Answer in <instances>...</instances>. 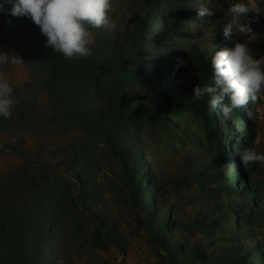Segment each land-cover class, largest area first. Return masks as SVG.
<instances>
[{
	"label": "rangeland",
	"instance_id": "obj_1",
	"mask_svg": "<svg viewBox=\"0 0 264 264\" xmlns=\"http://www.w3.org/2000/svg\"><path fill=\"white\" fill-rule=\"evenodd\" d=\"M196 1L194 11L204 6L211 8L214 15L203 18L197 16L194 20H190L187 19L188 14L183 13L181 15L183 27L178 28L177 35L172 34L171 40L167 42V45L176 46L173 51L180 55V59L175 67H182L179 74L181 79L186 80L188 84L198 80L194 78L199 72V65L195 63V57L197 58L198 55L194 45L208 43L212 46L214 44L212 37L219 33L224 38L222 28L232 19L228 8L232 3L237 2V0ZM246 2L251 3L253 7L259 6L264 9V0H246ZM11 7V4H5L6 11L0 12V51L9 52L13 49L20 54L25 63L15 66L5 65L3 68L14 88L16 103L21 102L25 105V116L16 122L11 121L18 114L14 107L12 117L7 119L8 124H2V118H0V264H43L44 261L42 263L40 258L47 259L46 247L52 248L53 253L56 252L55 259L59 264H169L168 259L159 249L158 241L151 238L150 231L139 228L136 217H147L146 207L138 201L132 204L127 200L123 192L122 167L103 142L92 144L95 147V153L85 168L89 180L85 185L84 195L79 194L81 184L76 178L72 179L76 184H73L69 190L63 189L61 185L56 186L55 178L66 171V161L62 156L53 161L50 166V179L45 183H48V187H56L55 192L62 195L63 201L62 205H56L58 208L50 206L47 210H43L55 215L53 224L47 225L48 233H42L43 220L39 217L33 218V224L37 228L36 234L24 230L28 236V242H31L26 249L18 238L9 237L8 232L14 224V221H10L13 218L9 214L10 211L14 212L13 215L17 216L16 219L19 222L29 225L30 207L25 202L34 205V200L39 202L41 198L40 188L45 191L46 184L41 182L40 174L42 169L47 168L43 160L51 156L50 150L59 145H67L71 141H84L90 138V130L85 129L78 122H72L65 113L67 106L59 104L58 95L72 93V89L70 92V88H65L63 83L58 84L62 85L58 87H43L42 85L44 80L50 76V71L48 62L38 57L36 50L40 49V45L36 46L37 44L34 43L40 30L39 26L27 16L10 15L7 10ZM144 12L143 0H118V2L110 0L109 15L117 22L118 27L114 31L102 28H96V31L89 30L92 36V54L104 56L109 49L98 51V38L93 33L98 31L110 47L115 39L113 37L116 35L121 37L127 29H135L134 24L138 25L141 22L139 19L143 18ZM247 20L251 21L252 33H233L232 38L227 40V44H223V48L233 46L234 42H246L253 57L264 60V15L254 11L249 12L245 19L242 18V22L246 23ZM152 22L157 23L156 20ZM162 27L163 25L159 27V31L165 33ZM155 30L157 28L153 29ZM42 36L45 38L43 34ZM9 54L12 53L9 52ZM168 55L166 54L165 57ZM144 60L158 67L162 61L148 48ZM140 66L141 64H138V68ZM98 67L101 69V65ZM261 67L264 68V63ZM155 82H160L158 85L160 87H154ZM159 82L154 80V88L151 90L143 89V87L150 88V82L143 83L144 86L139 83L130 86L134 93L130 99L132 103L137 104L142 100L147 105L153 104L156 99L159 103L153 104V111H158L168 103V99L186 98L185 93L179 92L181 88L177 89L179 87L177 81H171L165 76L160 78ZM93 91L94 88L89 90L92 97ZM30 100H34L33 106H26ZM99 100L97 99L98 102L94 104L88 102L87 106L93 107L90 111H96L104 106L105 101ZM257 108L258 113L253 128L254 131L259 132L264 130V93L258 96ZM190 110L193 111L192 109L188 111ZM179 118L177 122L180 121ZM193 119L195 120V117L190 118L188 122L193 126L192 130L181 140H177L178 135L174 136L169 133V130L163 127L162 122H153L152 127L146 125L142 134L135 135L137 142H143L141 145L137 144L143 147V151L140 154L135 153V159L130 163L134 166V172L144 170V174L141 175L142 181L150 179L149 172L156 175L152 181L148 180V184H140L145 198V193L151 192L153 188L156 190L157 205L153 209V214L162 217L171 212L182 223V229L176 228L175 234L183 236L185 242L184 237L187 239L190 237L193 241L206 240L208 243L207 232L205 231V234L203 230L207 226L198 225L197 218L206 221L204 213L213 208L216 202L237 200L243 189L239 188V183H241L239 179L234 180L233 189L228 185V189L223 190L222 186L226 185V181H220L219 178L207 179L204 189L198 187L197 181L202 177H198L197 172L211 167L210 155L216 150L211 149L210 146L214 145L217 148L220 131L218 130L211 140L207 139L205 144L204 128L200 130L190 123ZM223 121L224 118L221 116L217 123L223 127ZM228 127L231 128L230 125ZM218 128L220 129L219 126ZM198 142L203 143L204 147H200ZM127 143L133 145V141L128 140ZM137 145L134 144V146ZM69 150L67 149V154L71 152ZM202 157H206L207 161ZM141 162H146V166H141ZM229 164L234 166L236 161L234 163L229 161ZM251 165L254 170L251 171L250 179L256 186L255 188L259 189L261 197L258 202H253L251 205L254 217L253 228L257 231V235L252 239L247 237L246 240L249 241L247 244L253 242L255 245L259 237L264 241V214H262L264 212V190L260 187L262 184L260 179L264 180V164L260 163L257 167L254 164ZM230 166L227 167L228 172H230ZM29 171L35 175V178L27 182L24 179ZM29 188L37 190L30 194ZM48 200L47 206L51 205ZM6 213L8 214L5 216ZM98 217H105V224L98 222ZM221 222L224 223V221ZM98 224L102 229L113 226L119 236V241H111L110 238L102 235L104 230L102 236L98 235L101 236L99 239L96 234ZM247 224L244 223V226H241L243 230ZM233 225L235 227L238 224L233 221ZM162 235L165 234L162 233ZM103 243L108 244L107 249L103 248ZM204 249L212 257L200 264H219L213 258L216 257L214 255H218L214 245L208 243ZM28 254L31 259L33 258L32 263L25 260ZM182 260L183 258L180 261ZM184 261L187 264H197L190 256Z\"/></svg>",
	"mask_w": 264,
	"mask_h": 264
},
{
	"label": "trees",
	"instance_id": "obj_2",
	"mask_svg": "<svg viewBox=\"0 0 264 264\" xmlns=\"http://www.w3.org/2000/svg\"><path fill=\"white\" fill-rule=\"evenodd\" d=\"M143 1L145 12L143 18L139 19L141 22L138 23V25L137 23L134 24L135 29H127L123 36L120 37L116 35L113 37L115 39L110 47L104 41L103 37L98 34V31L93 33L96 34L98 38V51L109 48L104 56L91 54L88 57L65 58L61 53L46 47V37L43 38L40 30L38 31L34 43L37 44L36 46L40 45V49L36 51L38 52V57L42 59V61L48 62L47 64H49L48 68L50 71V76L44 80L42 85L43 87H58L62 86L58 84L63 83L65 88H70V92L72 89V93L58 95L60 99L59 104H65L67 106L65 113L72 122H78L83 125L82 127L90 130V138L84 141L69 142L67 145L71 148L67 145H59L57 148L50 150L52 152L51 156L43 160L47 168L42 169L40 174L41 182L46 184L45 191L40 188L41 198L39 202L34 200V205L25 202V204L30 207L29 225L19 222V220L16 219L17 216L14 217V212L10 211L9 214L13 217L10 221H14L15 225L12 224L8 235L9 237L18 238L22 241L26 249L31 242H28L29 239L24 233V230L36 234L37 228L35 224H33V218L36 219L39 217H42L43 220L41 231L43 234H47V225L49 223L53 224L55 215L46 213L43 210H47L50 206L55 207L57 204L60 206L63 201L62 195L55 192L56 187H48V183H45L50 179V166L53 161L61 156L63 160L66 161V171L55 178L56 186L61 185L63 189L69 190L72 188L73 184H76V182L72 180L76 178L81 184L79 194L84 195L85 185L89 180L85 168L90 163L95 153V147L92 144L103 142L107 150L118 159V164L122 167V177L124 180L123 192L127 200H129V202L131 201L132 204L138 201L146 207L147 217H136L139 228L150 231V234H152L151 238L154 241L156 240V242L158 241L159 249L168 259L169 264H187L184 260L189 256L197 264L209 260L212 255L207 253L204 249V246L208 243L214 245V249H216V254L218 255H214L216 257L213 258H215L219 264H264V241L259 237L258 242L254 245L253 242L247 244L249 241L246 240L247 237L252 239L257 235V231L253 228L254 217L251 205L252 201L257 198V190L259 189L254 188L252 184L251 186L254 189L247 185L246 189L241 191L237 200L223 201V203L216 202L213 208L204 213L207 218L206 221L197 218L196 223L198 225L201 227L204 225L207 226L206 229L203 228V230L208 234L207 235L205 232L206 236L209 238L208 243H206V240L193 241L190 237L189 239L184 237L186 243L183 240V236L174 233L176 228L182 229V223L175 218L171 212L162 215V217L153 214V209L154 207L156 208L157 205L155 188H153L151 192L145 193L146 198L142 194L143 192L140 184H148V180L152 181L153 178L155 179L156 175L149 172L150 179L142 181L141 175L144 174V170L140 169L139 172H134V166H132L130 162L135 159V153L138 152V154H140L143 151V147H140L143 142H137L135 140V135L142 134L146 125L152 127L154 124L153 122H162L163 127L167 128L169 133L174 136L178 135L177 140H181L192 130L193 126L188 122L190 118L195 117V120L193 119L190 123L197 126L200 130L204 128L205 144L207 139L211 140V137L217 133L218 130L220 131L215 113L210 114L207 110V97L197 100L192 95L193 88L196 85L203 86L211 77L212 69L210 61L214 49H210L208 43L194 45L198 55L197 58L195 57V63L199 65L198 76L194 78L198 80L188 84L185 82L186 80L181 79V75L179 74L182 67H175V64L180 59V55H177L173 51L176 46L174 44L167 45V42L171 40V35H177V29L183 27V17H181L183 13H187V19L190 20H194L197 17L196 11H194L197 1ZM115 2H118V0H115ZM152 20H156L157 23L152 22ZM162 25V30H164L165 33H162L161 30L159 31V27ZM154 28H157V30L153 31ZM92 29L96 31V28H91L89 26V30ZM190 31L191 29L189 32ZM212 38L217 45V50L222 49L223 44H227L228 42L221 37L220 33ZM153 47L155 48L153 49ZM147 48L151 53L161 58L162 61L159 67L150 65V61L146 62L144 60ZM166 54H169L168 57H165ZM101 61L103 63H100ZM138 64H141L140 68H138ZM98 65H101V69ZM165 76L171 81L178 82L179 87H177V89L181 88L179 92L185 93L186 98L168 99V103L158 111H153V104H155V102L159 103L156 99L153 104L145 105L142 100L137 104L132 103L130 99L134 96L131 88L133 84L139 83L144 86L143 83L150 82V88L143 87V89L151 90V88L160 85L159 79ZM154 80H158L159 83L155 82L153 87ZM92 88H94L92 92L93 97L89 94V90ZM62 91L65 92L66 90L62 89ZM97 99H103L105 101L104 106H102L101 109H96V111H90L93 107L87 106L88 102L94 104L98 102ZM33 103L34 100H30L26 103V106L31 107ZM15 108L18 114L11 120L13 122L25 116V105L23 103H16ZM189 109L193 111H188ZM178 118L180 119L179 122H177ZM1 123L8 124V120L2 118ZM25 124L27 125L28 123ZM250 131L252 134H255V136L257 135V131H254V128H251ZM252 134L249 136V141L252 138ZM128 140L131 142L133 141V145L128 144ZM134 144L140 145L134 146ZM198 144L200 147H204L203 143L198 142ZM210 147L216 150L210 155L211 167L197 172L198 177H202L201 180L197 181V185L201 189L206 188L207 179L215 180L223 178V166L229 157L228 154L226 155V153L221 151L220 144L217 148L214 145ZM67 149L71 151L68 154L66 153ZM202 159L206 160V157H202ZM141 164L143 167L146 166V162H141ZM238 172L242 174L240 170H238ZM34 178L35 175H32V172L29 171V173L25 175L24 180L29 182ZM202 180H205V182H202ZM222 189H228V185L222 186ZM34 190L37 189L29 188L30 194ZM47 200L51 205L47 206ZM148 206L151 207L148 208ZM7 214L8 213H6L5 216ZM262 214H264V212H262ZM260 218L261 216L259 219ZM97 220L105 224L106 219L105 217H98ZM221 221H224V223ZM233 221L237 222L238 225L234 227ZM34 222L37 223V221ZM244 223L248 224L243 230L241 226H244ZM96 231L99 239L104 235L110 238L111 241H119V236L115 232L113 226L112 228L102 229L98 224ZM162 233L165 235H162ZM99 234L102 235L98 236ZM102 246L105 249L108 248L107 243H103ZM46 251V257H48L47 259L40 258L42 263L44 261L43 264H59L55 259L56 252L53 253L54 250L50 247H46ZM181 258H183L182 261H180ZM25 260L26 262H33V258L31 259L29 254L26 256Z\"/></svg>",
	"mask_w": 264,
	"mask_h": 264
},
{
	"label": "clouds",
	"instance_id": "obj_3",
	"mask_svg": "<svg viewBox=\"0 0 264 264\" xmlns=\"http://www.w3.org/2000/svg\"><path fill=\"white\" fill-rule=\"evenodd\" d=\"M5 4L12 5L7 10L10 15L27 16L38 25L40 32L46 37L45 46L61 53L65 58L88 57L92 54L89 26L107 31H114L118 27L117 22L109 15L110 0H0V12L6 11ZM253 11L264 15V9L253 7L246 0L232 3L228 8L232 19L222 28L224 39L230 40L235 32L252 33L251 21L247 20L245 23L242 18L245 19ZM196 15L201 18L210 17L214 12L211 8L201 6L196 9ZM209 47L214 49L210 61L211 77L203 86L196 85L192 95L197 100L207 97L208 112L215 113L216 121L221 116L224 118V126L218 124V145L229 157L223 166V178L219 180L226 181L225 184L233 189L234 180L241 179L240 189H246L247 185L254 189L256 186L250 179L251 171L254 170L251 164L255 167L260 163L264 164V152L254 150L255 144L260 143V140L250 130L253 128L256 112L258 113V96L264 93V68L261 67L264 60L254 58L246 42H234L233 46L220 50H217L215 43ZM9 52L0 51V118L3 119L12 117L17 102L14 88L3 68L5 65L25 64L19 53L13 49ZM229 161H236V164L230 166ZM228 166L230 172L227 171ZM260 181V187L264 190V180ZM257 194L258 199H254L252 203L259 201V190Z\"/></svg>",
	"mask_w": 264,
	"mask_h": 264
},
{
	"label": "crops",
	"instance_id": "obj_4",
	"mask_svg": "<svg viewBox=\"0 0 264 264\" xmlns=\"http://www.w3.org/2000/svg\"><path fill=\"white\" fill-rule=\"evenodd\" d=\"M256 137L260 140V143L255 144L254 150L258 152H264V130L259 131Z\"/></svg>",
	"mask_w": 264,
	"mask_h": 264
}]
</instances>
